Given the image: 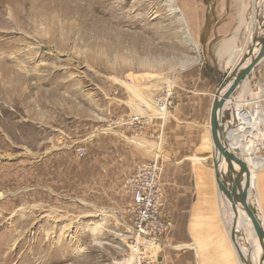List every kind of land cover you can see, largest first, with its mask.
<instances>
[{
  "label": "rangeland",
  "instance_id": "374dc122",
  "mask_svg": "<svg viewBox=\"0 0 264 264\" xmlns=\"http://www.w3.org/2000/svg\"><path fill=\"white\" fill-rule=\"evenodd\" d=\"M216 1L0 0V264L132 263L128 182L159 144L121 122L202 63L212 48L204 16L215 29L232 17V0L219 11ZM246 86L229 136L236 157L264 177V60ZM203 159L202 172L212 157ZM248 193L264 218L261 176ZM206 212L202 224L214 231ZM243 222L250 246L254 226ZM169 235L156 264H188L190 248Z\"/></svg>",
  "mask_w": 264,
  "mask_h": 264
},
{
  "label": "crops",
  "instance_id": "0c3cea01",
  "mask_svg": "<svg viewBox=\"0 0 264 264\" xmlns=\"http://www.w3.org/2000/svg\"><path fill=\"white\" fill-rule=\"evenodd\" d=\"M220 1L222 4L225 3L224 0L216 1L217 4L215 8L218 9V11V3ZM236 2L241 4L238 12L236 9ZM228 3L230 4L231 0H229L227 4ZM245 3L246 0H232V17L231 14L227 15L228 19L226 18L227 20L224 21L225 24L223 23L224 25L222 24L216 27L218 32L215 26L208 25L207 19L210 13L207 12L206 16H204L205 19H203L206 21H204L205 23L201 29V34L204 35V44L212 48L207 50L206 53L204 51V60L200 65L193 64L192 66L183 68L175 76V80H173V84L175 85L173 97L174 106L165 118L164 136L160 144L162 152L159 150L156 154L161 157V161L164 165V172L162 175V213L164 219L170 224V230L165 236V239L168 234H170V238L172 237L174 240L185 241L177 247L190 248L185 254V257L188 259V264L196 263L193 256L195 252L196 257V251L200 264H206V257L203 259L204 257H202L203 255L198 248L193 246L197 241V238L194 236L195 234L198 236L204 235L202 237L206 236L208 238L214 234H218L219 236L222 235L221 232H224L228 225L227 218L222 226L215 228V224L224 215V205L222 206L223 199L218 190L215 171L212 170L213 161L211 162L209 161L210 159H208L207 163L211 162L210 169L204 166L205 171L202 172L204 164L203 156L209 155L211 158V110L219 83L223 78V73L230 68H234L240 62L251 44H253V37L263 33L260 29V23L264 18V0H251L246 6L244 5ZM248 8L252 9V13L247 19V12L245 9ZM220 9L222 11V8ZM223 26L227 28L224 32L222 31ZM217 36L220 37L216 39ZM213 42L214 45L212 46L211 44H213ZM263 60L264 58L255 66L254 70L233 93L231 99H229L226 104V112L230 115H234L231 121L233 126L237 124L235 115L237 104H248L242 103V100L247 98V93H251L250 89L246 91L249 87L246 86L249 84V77ZM241 88L242 92L238 96V91ZM262 88H264V86L260 88V92L256 94V96L262 93ZM263 97L264 94L261 100H263ZM231 107L232 110H230ZM242 107L243 106L238 107V109H240V114L243 113L241 111ZM229 146L232 148V144H229ZM213 196V203L205 205L204 199L208 197L209 201ZM198 204L200 208L199 213H201L204 207L207 209L205 213V219L207 221L208 218L210 220V218L214 217V222L212 224L215 229L214 231H212L209 222H206L207 224H202L204 218H202V220L199 218L200 214L198 213V209L195 219V230L192 229L193 215L196 205ZM240 227H238L239 232ZM243 228L246 232V226H243ZM209 232H211V235H209ZM239 238L240 236L238 235L236 238L238 243L237 246H243ZM239 241L241 243H239ZM232 242L230 233L228 232L221 241L215 244L216 264H232V260L237 264L243 263L238 254L236 244ZM192 248L196 251L193 252ZM258 253L254 252L251 255V259L254 262L256 259L259 260ZM179 254L180 256L184 255L182 252ZM211 258H214V254Z\"/></svg>",
  "mask_w": 264,
  "mask_h": 264
},
{
  "label": "built area",
  "instance_id": "2783aa9c",
  "mask_svg": "<svg viewBox=\"0 0 264 264\" xmlns=\"http://www.w3.org/2000/svg\"><path fill=\"white\" fill-rule=\"evenodd\" d=\"M174 90L175 85L171 84L156 97L153 107L142 105L139 112L125 118L121 125L132 133H148L161 143L165 118L174 106ZM77 152L84 155L83 148H78ZM163 172L161 157L156 155L150 161L141 162L129 178L131 201L126 223L131 232L129 255L133 259L132 264H156L153 254L162 246L170 230V224L162 214Z\"/></svg>",
  "mask_w": 264,
  "mask_h": 264
},
{
  "label": "water",
  "instance_id": "95a60500",
  "mask_svg": "<svg viewBox=\"0 0 264 264\" xmlns=\"http://www.w3.org/2000/svg\"><path fill=\"white\" fill-rule=\"evenodd\" d=\"M263 19L260 23V29L263 33L253 37V44L240 62L234 68L223 73V78L214 97L210 120L212 154L218 189L232 202V207L236 213L238 206H240L254 225L258 240L256 244H261V250L258 253L260 264H264V224L258 218L257 206L249 199L248 186L251 170L248 162L237 158L229 146L228 129L232 126L231 121L234 115L226 112V104L255 66L264 58ZM235 233L236 226L233 225L231 234L234 235Z\"/></svg>",
  "mask_w": 264,
  "mask_h": 264
},
{
  "label": "bare ground",
  "instance_id": "6f19581e",
  "mask_svg": "<svg viewBox=\"0 0 264 264\" xmlns=\"http://www.w3.org/2000/svg\"><path fill=\"white\" fill-rule=\"evenodd\" d=\"M172 0H170L171 2ZM49 2V1H48ZM37 4V3H36ZM45 4V3H44ZM172 4V3H171ZM46 5V4H45ZM17 9V8H16ZM33 14V13H32ZM156 99V98H155ZM154 100V99H153ZM152 100V101H153ZM153 103V102H152ZM233 128V124L232 126L228 129V132L230 133V131L232 130ZM132 139V137H131ZM229 144H235V140L232 139V137L229 136ZM162 143V142H161ZM161 143H158L159 145L157 146L158 148H156V151L160 150L159 148H161L160 144ZM210 149H211V157H212V161H213V154H212V137H211V133H210ZM157 151V152H158ZM257 159H259L257 157ZM213 164V167H212V170L215 171V166H214V162L212 163ZM252 166V165H251ZM251 170V176H250V180H253L254 178L259 177L261 176L263 179V175L261 173L262 169L260 168V173L257 172L253 167L250 168ZM217 182V181H216ZM218 186V185H217ZM219 190V189H218ZM217 190V192H218ZM219 193L221 194L222 196V199H223V205H224V215L222 216V218L215 224V228H219L220 226H222L225 222V220L228 218V225H227V228L224 230V232H221L222 235H219L218 234H214L213 236L211 235V232H209V238L208 237H202V236H198V235H194L196 238H197V241L195 243V247L198 248V250L201 252V254L203 255L202 257H204L203 259H205L206 257V264H216V251H215V244L219 241H221L227 234L228 232L230 233V237H231V240L234 242H232L233 244H236L237 246V237L238 235L240 236L239 240L241 239L242 241V238H241V234L245 231V229L243 228V226H246V224L243 222V219L247 220V221H250V219L248 218L246 212L244 210H242L240 208V206H238V211L236 213V211L233 209L232 207V202L222 193L220 192L219 190ZM205 200V205H209V204H212L213 201H214V196L208 201V197L204 199ZM202 202V201H201ZM204 205V206H205ZM196 213H197V208L195 209V212H194V215H193V225H192V229L195 230V219H196ZM199 218L202 220L201 216H199ZM258 218L262 221V223L264 224V218L263 217H259ZM199 221V219H198ZM200 222V221H199ZM251 222V221H250ZM233 225L236 226V233L233 235L231 234V230L233 228ZM241 225V227H240ZM254 226V225H253ZM238 227H240V232L238 230ZM251 241H250V246H247V245H243V248L242 246H237V251H238V254L242 260V262L244 264H260L259 260L256 259V261L254 262L252 259H251V255L255 252V253H258L260 252L261 250V244L260 243H257L256 242L258 241L257 240V232L254 228V231L253 229L251 228ZM247 238V237H246ZM247 241V240H246ZM245 242V240L243 239L242 243ZM239 243H241L239 241ZM245 251V256H244V251ZM206 253H207V256H206ZM223 253V252H222ZM214 254V258H211V256H213ZM226 254V253H225ZM224 256V255H223ZM226 258V256H225ZM130 261H132L133 263V259L130 258ZM238 262V261H237ZM131 263V262H130ZM131 263V264H132ZM242 263V264H243Z\"/></svg>",
  "mask_w": 264,
  "mask_h": 264
}]
</instances>
